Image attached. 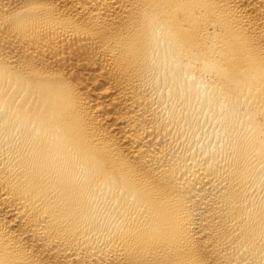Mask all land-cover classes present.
<instances>
[{"label":"bare ground","instance_id":"obj_1","mask_svg":"<svg viewBox=\"0 0 264 264\" xmlns=\"http://www.w3.org/2000/svg\"><path fill=\"white\" fill-rule=\"evenodd\" d=\"M0 264H264V0H0Z\"/></svg>","mask_w":264,"mask_h":264}]
</instances>
